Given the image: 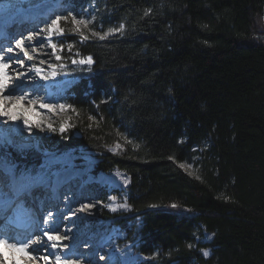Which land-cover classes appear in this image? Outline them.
Wrapping results in <instances>:
<instances>
[{
	"label": "trees",
	"instance_id": "1",
	"mask_svg": "<svg viewBox=\"0 0 264 264\" xmlns=\"http://www.w3.org/2000/svg\"><path fill=\"white\" fill-rule=\"evenodd\" d=\"M94 1L104 30L124 27L78 43L90 93L72 92L59 151L86 147L130 175L132 211L104 217L133 221L140 251L159 253L145 264H264V0Z\"/></svg>",
	"mask_w": 264,
	"mask_h": 264
},
{
	"label": "rangeland",
	"instance_id": "2",
	"mask_svg": "<svg viewBox=\"0 0 264 264\" xmlns=\"http://www.w3.org/2000/svg\"><path fill=\"white\" fill-rule=\"evenodd\" d=\"M38 0H0V27L3 26L4 19L7 18L9 15L13 16L14 14H23L29 12L30 16L33 17H39L41 14L44 13L43 19L39 20L37 22L38 26L35 31L38 32L40 29H43L46 24L50 23L52 19H54L57 15L66 16L69 12H72L74 15H77V17H84L85 19H92L95 17L93 23L89 25V28L94 29L97 32H100L103 34L104 32H107L111 28H107V30L103 29L99 17H100V11L98 8V4L94 0H53V4L50 8L46 9L41 14H35V7L37 5ZM20 11V12H18ZM18 12V13H17ZM50 13L54 14L52 15L53 18L50 19L48 16ZM34 14V15H33ZM29 16V17H30ZM61 26L65 29V34L60 36L56 35L54 36L53 42L57 43L58 47L53 52V49L48 46V49L44 48V56L41 57L38 55L39 60H47L46 58L49 57L47 55L50 53L52 55L53 59L48 61V63H55L58 65H64L63 69H58L60 74L58 75L60 78L55 77L53 79L49 80H43L39 76H37V80H39V85L42 86L39 87L38 85H29V89L27 90V94L30 95L32 98L36 97V95H40V99H38L35 103L37 105L36 108H34L33 103L24 104V108L29 109L28 112V118L32 125V127L29 129L30 131V137L28 139L26 138H20L18 140H13L11 136L9 135V132L5 128V126L0 125V148L2 149V153H0V163L5 166L8 169H13L15 167L18 168V165L25 166L28 168L30 166L29 164L23 163V158L30 153H43L44 159L43 164H46L45 170L49 167V164L46 162H52L54 164H62L59 166V169L52 171L51 175L53 174H63L65 171H67L68 168H73L75 164V156L77 154L82 155L83 161H88V166L85 167L86 175L84 178L80 177V181L78 182V185L75 187V189L72 191V193L69 196V200H72V202H75L78 200L80 193H81V186L88 183V181L92 180L94 183H96V186H91L86 188V195L88 196V199L90 200V203L93 206V209L91 210H80L79 217L75 218L76 215L72 211H67L66 217L69 220V222H66L64 220H56L53 216H48L44 214L43 205L46 202V196H42V200L39 202H34V210L37 212V218L40 220V223L31 228V230H28L26 233H23V237L30 236L32 234L40 233V237L44 240L47 238L43 236V232L45 230H48L50 228H58L60 235L66 236L68 233L76 234L73 240H71V247L63 248L62 244L65 240L64 239L60 243V247L57 249H51L49 248L47 251H44L41 248V252L37 253L41 256H48V264H53L52 262H55V257L57 255L61 256L62 258H66L70 254V250L74 248V245L77 242H81L84 239V242H82L83 249H91V253L93 250H95L97 247L94 246L93 248H90L89 245L92 244V241H95L96 236L98 233L102 235V241L108 240L109 238H113L112 245H111V252H117L116 257L112 256V253L108 256V261L103 264H145L149 260H152L154 256L159 255L158 252H155L154 254H146L140 251L139 249V243L141 241L140 234H139V228L132 224L131 221H129V228L123 229L119 225L115 224L114 220L105 219L104 216H121L125 217L129 215V213L132 211L131 204L129 202V188L131 185V178L129 176L128 178L124 175V170L120 168H111L109 170H103L99 167V162L101 158V154L97 151L90 150L86 147H76L71 148L69 150L59 151L58 145L55 143L56 137L65 135L71 125L70 122V116L73 112V107L71 105V97L73 96V91L77 89V87L83 86L89 90L91 87V84L87 81H85L84 78L79 77L76 75L77 72L80 70H83L84 72L91 69L94 65H79V64H73L72 60H79L85 57L81 51L78 48V43L82 42V39H78V42H74L69 37H77L81 38V34L79 32H75L72 30V25L70 23H63ZM26 30V29H25ZM23 33H27V36L29 33L24 31ZM83 34L91 37L92 34L88 30H83ZM17 38V33L12 34ZM22 37V36H21ZM44 38L43 36H40ZM40 37H37L31 45L28 44L26 41V46L29 47V51L31 54V47L35 46L37 47V52H40V47L36 46V43H38V39ZM15 43V41H14ZM47 43V42H46ZM12 43L10 42L9 45H6V49L8 47H11ZM41 44V42H39ZM59 45H63V50L60 49ZM69 46H71V51H69ZM14 48V44L12 46ZM3 50V49H1ZM19 53V52H18ZM9 54V53H8ZM22 57L23 54L19 53ZM56 55H59L61 59L57 61L55 59ZM43 56V55H42ZM89 57V56H88ZM91 57V56H90ZM15 59H13L14 62ZM25 62L30 64V61L27 60V58H24ZM41 66V65H39ZM42 67V66H41ZM48 68V66H47ZM46 68V70H47ZM69 70V71H68ZM24 72V71H20ZM14 82H12L13 84ZM11 84V85H12ZM22 84V80H17L15 82V86L20 87ZM68 85V88L65 90L63 89L64 85ZM53 85V86H52ZM43 89V91H41ZM34 92H39L40 94H34ZM90 93V90L86 92V95ZM46 103L51 106L57 105L54 108L48 109V108H42L40 104ZM60 105H64L65 108L63 110L60 109ZM34 108L33 111L30 109ZM45 119V120H44ZM0 121L1 116H0ZM23 121V120H22ZM23 123V122H22ZM24 124V123H23ZM49 124H51V129L49 128ZM61 125H64L65 131L61 132L60 128ZM119 145V147H117ZM123 148V144L121 141H117L114 143L110 150L113 152H120ZM46 156V157H45ZM183 165V166H182ZM23 167V168H25ZM181 167L189 172L190 174H195L196 168L193 163V161H185L181 163ZM29 167L28 169H30ZM40 168V167H39ZM94 168L95 172H102V173H115L120 172L121 173V186L120 188H114L112 189V183L110 181H104L101 182L98 180L97 175L90 174L91 170ZM31 170V169H30ZM30 170H27L22 173V176L26 175V173ZM72 175L80 176L82 174V169L79 167H76L74 169L69 170ZM1 174H5V171L3 169H0ZM50 175V176H51ZM49 177H45V181H47ZM68 179V178H67ZM8 180H5V182H8ZM127 181V183H125ZM7 183H5L6 185ZM11 188V186L6 185ZM3 189H0V192H2ZM41 191V189L39 190ZM8 192V191H6ZM39 194V193H37ZM35 194V195H37ZM41 194V193H40ZM111 197H115V201L111 199ZM61 200L65 201V194L58 202V209H62L64 206L63 201L61 203ZM126 203L130 206L129 210L124 209H118L117 211L113 212L109 205L115 206L118 204ZM40 206V208H39ZM104 213L106 215H104ZM45 219L48 220V224H45ZM130 219V218H129ZM121 220V219H120ZM62 225V226H61ZM137 226L140 227V223L137 224ZM38 228L34 232L33 230ZM70 229V231H69ZM79 230L83 231V234L78 235L77 232ZM97 234V235H96ZM196 242H210L213 238V234L206 231L205 229L199 230L196 232ZM77 238V239H76ZM9 239V237H8ZM12 239V236H11ZM118 240H121V243L118 244ZM197 243H195L194 248L196 247ZM71 248V249H70ZM117 249H120L121 251H117ZM204 250L208 251V248H202L201 252L203 253ZM32 254H35L36 251L32 250ZM210 256V251H208ZM204 255V254H203ZM205 256V255H204ZM207 256V257H208ZM88 257V254L85 256L82 254H77L75 256V259H77L78 262L81 260H86ZM5 258V264L7 263V258ZM100 258V257H99ZM105 259H98V262H104ZM35 259L31 260L30 262H22L26 264H34ZM44 262V261H43ZM42 263V262H41ZM56 263V262H55Z\"/></svg>",
	"mask_w": 264,
	"mask_h": 264
},
{
	"label": "bare ground",
	"instance_id": "3",
	"mask_svg": "<svg viewBox=\"0 0 264 264\" xmlns=\"http://www.w3.org/2000/svg\"><path fill=\"white\" fill-rule=\"evenodd\" d=\"M53 4V0H38L37 1V5L35 7H33L35 9V14H41L43 13L46 9L50 8ZM54 5V4H53ZM20 12V11H18ZM17 12V13H18ZM31 12V11H29ZM23 13V14H14L13 16H8L7 18L4 19V23H3V26L0 27V33H4L7 31H9L10 33H15L17 32V38L15 36H13L12 34H9L8 36L9 37H6V39H2L0 40V50L3 49V50H6V45H9V43L11 42L12 46L14 44V41L16 39H19L21 38V36L23 35H26L27 33H23L24 31L27 30L28 33L30 32H33L36 30L38 24L37 22L33 21L35 20V18H33V20H29V18H32L33 16H30V13ZM32 13V12H31ZM34 15V14H33ZM54 14L50 13L48 16L51 18H53ZM30 16V17H29ZM41 19H43V15L40 16ZM26 29V30H25ZM38 43H36V46H39L41 49H40V52H35V53H32L31 52V55H33L35 57V59L33 61H30V64L32 63H36L39 65V59L37 58L38 55H40L41 57H46L44 56V52H43V49L46 48L48 49V46H47V43L46 41L44 40V38L40 37L37 41ZM39 42H41V44H39ZM11 46V47H12ZM19 51L18 50H15L14 49V52L13 53H5L6 56H12L13 59H15L16 55L19 54L18 53ZM43 55V56H42ZM47 55H49L48 58H46L47 60L45 61H50L53 59L52 55H50V53H48ZM20 56V54H19ZM28 63L25 62V67L24 68H21L19 67L18 64H14V63H11L10 67L8 69H6V71L9 73V75L12 76V80L10 81L9 83V88H16V93L17 95L19 94H27V90L29 89V85H38L39 87L42 88L41 85H39V80H37V76L35 75L34 72H28V77H31L30 79L29 78H22V84L20 87H16L14 84L15 82L17 81L16 80V73L17 72H20V71H26L27 70V66L30 65ZM43 68H47V64H44V65H41ZM69 71V70H68ZM58 78H60L58 76ZM12 82H14L12 84ZM12 84V85H11ZM53 86V85H52ZM68 88V85H64L63 89H67ZM43 91V89L41 90ZM7 94V92L5 93V95ZM34 94H40L39 92H34ZM28 98L29 99H26L23 103L24 104H28L29 103V100H35L37 101L38 99H40V95H36V97L32 98L30 95H28ZM33 106L34 108L37 107L36 103H33ZM54 107H56L55 105H53ZM53 107V108H54ZM34 108H31L30 110L33 111ZM1 120L3 121H0V125L1 126H5V128L7 129V131L9 132V135L11 136V138L13 140H18L20 138H26L28 139L30 137V131L28 129L27 126H25L22 122V119L13 123L11 121H7L6 122V118L5 117H2L1 116ZM45 120V119H44ZM82 155L80 154H77L75 156V164L73 166V168H68L67 171H65V173H63L61 175V184L62 187H61V196H60V193L58 194V196L56 198H52L51 197H47V200L46 202L44 203V208H43V211L44 214L48 215L49 216V213H51L56 220H64L66 222H69V220L67 219L66 217V213L67 211H72L74 212V214L76 215L75 218H78L79 217V213H80V209L85 206V205H92L90 203V200L88 199V196L86 195V188L88 187H91V186H96V183H94L92 180L88 181V183L84 184L83 186H81V193H80V196L78 198L77 201L75 202H72V200H69V196L70 194L72 193V191L75 189V187L78 185V182L80 181V177L81 178H84V176L86 175V170H85V167L88 166V161H83L82 160ZM1 164V163H0ZM76 167H79L82 169V174L78 177V176H72V179H67L68 181H65L64 183H62V177H65L67 178L66 176H69L71 173H68L70 172L69 170L70 169H74ZM17 167L14 168L15 171H17ZM124 172V175L128 178L129 180V176L128 174ZM90 174H93V175H97L98 176V180L101 181V182H104V181H110L112 183V189L114 188H120L121 186V180H122V177L120 176L121 173L118 171V172H115V173H102V172H95L94 168L91 170V173ZM66 175V176H65ZM9 179V174L5 173V174H1L0 173V189H3L2 193L6 192V191H9L11 188L6 186L5 183V180H8ZM25 179V177H24ZM23 180V178H22ZM22 180H20L18 182L20 188L22 187L23 185V182ZM9 182V181H8ZM11 186V185H9ZM41 189V191H39ZM42 192V193H41ZM39 193V194H37ZM41 193V194H40ZM25 196H27L26 194L27 193H23ZM33 194H34V198L33 200H30V203H29V207H30V210H31V217L29 218V221L30 223L28 224V227L26 229V231L28 230H31V228L34 226H37L39 223H40V220L37 219V213L36 211L34 210L33 208V201L34 199L39 202L40 200H42V196L44 194H47V185L46 186H43L41 188H36L35 186H33ZM37 194V195H35ZM65 194V201L64 200H61V203L63 201V204L64 206L62 207V209H58V202H60L59 200L61 199V197H63ZM23 195V196H24ZM42 195V196H41ZM2 196V195H1ZM18 202L20 201H14V202H11V205H14V206H17ZM31 205V206H30ZM33 209H32V208ZM40 208V206H39ZM93 209V207L91 208H84V210H91ZM5 216L4 213H1L0 212V238H7L9 237L8 235V232H9V229H13L14 227H12L11 225H2V222L4 221L5 219ZM37 224V225H36ZM62 226V225H61ZM60 226L57 228L59 229ZM38 228L34 229L33 231L34 232H37ZM78 235H82L83 234V231L82 230H79L77 232ZM40 233H37V234H32L30 236H27V237H23L21 232H19V234L12 239V241H15V242H25L27 240H30V239H35L37 237H40L39 236ZM76 234H72V233H68L66 235V239L62 244H66L68 245V247H71V240H73V238L75 237ZM97 235V234H96ZM77 239V238H76ZM113 238H109L108 240H105V241H102V235L100 233H98V235L96 236V239L95 241H92V244L89 245L90 248H93L94 246H96L97 248L95 250H93V252L91 253V249L89 251V249H86L84 250L83 249V246H82V242H84V239L81 241V242H77L75 245H74V248L72 250H70V254L66 257V259H69V260H76L75 259V256L77 254H82V255H86L88 254V257L86 260H81L79 262V264H103L105 262H107L109 259H108V256L110 253H112V256L113 257H116L117 255V252H111V245H112V240ZM9 240L10 237H9ZM118 244L121 243V240H118L117 241ZM71 249V248H70ZM0 252H3V255L4 257L7 258V263L8 264H26V263H22V262H30L26 257H22L21 254L19 253H10L8 252L7 250L3 249L2 246H0ZM29 252L30 253H33L32 252V249H29ZM41 252V250L39 251H36L35 254H32L33 256L35 257H42L41 255H38L37 253ZM13 257H14V260H13ZM101 257H103V259H105L104 262H98V259H100ZM42 262V263H41ZM53 264H56L54 261L52 262ZM34 264H45V262H43L42 259H35V262ZM48 264V262H47Z\"/></svg>",
	"mask_w": 264,
	"mask_h": 264
},
{
	"label": "snow or ice",
	"instance_id": "4",
	"mask_svg": "<svg viewBox=\"0 0 264 264\" xmlns=\"http://www.w3.org/2000/svg\"><path fill=\"white\" fill-rule=\"evenodd\" d=\"M95 17L92 19H85L84 17H77V15H74L72 12H69L68 15L62 16L57 15L54 19L51 20L50 23L46 24V26L43 29H40L38 32H30L27 36H22L19 39L15 40L14 48L8 47L6 50H0V116L6 118L7 121H11L13 123L23 120V123L25 126H27L29 129L32 127L29 118H28V112L29 109L24 108L23 102L26 99H29L27 94H15L16 88H9V83L12 80V76L9 75V73L6 71L13 62L12 56H6L5 53H13L14 49L18 50L19 53H22L23 56H19V54L16 55L14 62L19 65V67L24 68L25 67V60L24 58H27L29 61H33L35 57L30 54L29 47L26 46V41L29 45L32 44V42L40 36L44 37V40L47 42L48 46H50L53 49V52L57 49L58 45L57 43L53 42V37L56 35H64L65 29L61 26L63 23H70L72 25V30L75 32H79L81 34L82 40L89 39L88 36L83 34V30H88L91 32L92 36H95L99 38L100 40L106 39L108 36L113 35L117 32H122L123 25H121L119 28H111L107 32H104L101 34L100 32L95 31L92 28H89V25H91L94 21ZM60 49L63 50V45H59ZM69 51H71V46H69ZM31 52L35 53L37 52V47L32 46ZM55 59L59 61L61 57L59 55H56ZM73 64H79V65H92L94 63L92 57L82 58L79 60H72ZM47 64L48 68L47 70L39 65ZM39 65L36 63H32L27 66V70L24 72H17L16 73V80H22V78H31L28 77V72H34L36 76H39L43 80H49L57 77L60 72L58 69H63L64 65H58L55 63H48L45 60H40ZM18 87V86H17ZM7 94L5 95V93ZM35 100H29V103H35ZM42 108H48L51 109L54 106H51L46 103L40 104ZM61 110L65 108L64 105L59 106ZM51 124H49V128L51 129ZM66 129L64 125H61L60 131L64 132ZM126 139V138H125ZM127 143H132V141H127ZM119 147V145H117ZM138 147V145H137ZM183 166V165H182ZM127 183V181H125ZM113 201H115V197H111ZM94 205H85L80 210L83 211L84 208H91ZM111 210L113 212L117 211L118 209H124L129 210L130 206L126 203L118 204L115 206L109 205ZM172 207H176V205H172ZM52 214L49 213V216ZM45 224H48V220L45 219ZM70 231V229H69ZM43 236L47 239L44 240L41 237H37L35 239H30L25 242H15L12 240H9L7 238H0V246L3 247V249L7 250L10 253H19L22 257H26L29 261L33 259H42L45 264H47L48 256H42V257H35L32 255V253L29 252V249H32L33 251H39L41 248L44 251H47L49 248L51 249H57L60 247V243L64 239H66V236L60 235L59 231L56 228H50L48 230H45L43 232ZM194 245L189 244L188 247L192 248ZM68 245H63V248H67ZM117 251H121L120 249H117ZM203 254L205 256H208L209 253L207 250L203 251ZM103 259V257H101ZM14 260V257H13ZM56 264H79L76 260H69L66 258H62L61 256L57 255L55 257ZM0 264H5V258L3 255V252H0Z\"/></svg>",
	"mask_w": 264,
	"mask_h": 264
},
{
	"label": "water",
	"instance_id": "5",
	"mask_svg": "<svg viewBox=\"0 0 264 264\" xmlns=\"http://www.w3.org/2000/svg\"><path fill=\"white\" fill-rule=\"evenodd\" d=\"M208 251H210V250H208Z\"/></svg>",
	"mask_w": 264,
	"mask_h": 264
}]
</instances>
